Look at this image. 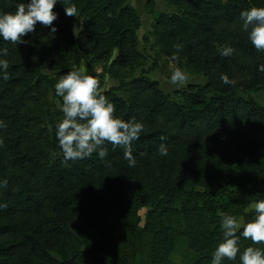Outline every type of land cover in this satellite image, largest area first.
<instances>
[{
  "label": "trees",
  "instance_id": "1",
  "mask_svg": "<svg viewBox=\"0 0 264 264\" xmlns=\"http://www.w3.org/2000/svg\"><path fill=\"white\" fill-rule=\"evenodd\" d=\"M163 1L173 10L159 13L150 30L160 52L175 64L186 61L206 82L172 99L144 72L121 87L125 97L104 89L115 115L144 123L131 168L124 149L109 142L103 160L93 153L65 163L55 136L63 114L47 96L83 55L117 67L138 63L135 7L61 0L53 9L55 33L38 23L26 43L0 39L9 61L8 78L0 72V180L7 181L0 188L7 205L0 208V264H169L180 237L195 253L190 264H211L220 214L244 223L255 215L246 209L264 196V104L253 95L264 90V51L241 30L240 12L264 7V0ZM19 2L0 0V11L14 12ZM73 4L77 16H66L64 7ZM176 44L182 48L173 61ZM225 45L233 55L219 54ZM221 74L234 83H222ZM162 135L167 156L157 151ZM251 244L241 236V251ZM222 264H240L239 254Z\"/></svg>",
  "mask_w": 264,
  "mask_h": 264
},
{
  "label": "clouds",
  "instance_id": "2",
  "mask_svg": "<svg viewBox=\"0 0 264 264\" xmlns=\"http://www.w3.org/2000/svg\"><path fill=\"white\" fill-rule=\"evenodd\" d=\"M61 0H20L14 12L0 11V39L14 45L26 43L24 37L35 31V26L49 27L51 32H56L53 21L58 13L54 6ZM66 16H77V8L73 4L64 7ZM242 21L241 30L247 33L248 39L258 51H264V7L252 6L240 12ZM176 52L171 59L178 61V53L182 45L176 44ZM221 56H231L234 48L225 45L218 49ZM7 48H0V72L5 73L9 61ZM258 71H264V64L258 66ZM189 77L180 67H176L170 74L169 80L177 86H184ZM220 80L224 84H233L234 81L227 74H221ZM55 96L60 97L58 107L63 114L61 121L55 125V136L58 140L63 161L83 160L90 158L95 153L101 160L107 154L106 142L113 148L117 146L124 149L123 157L128 167H135L137 160L132 152V143L140 139L144 131V123L135 118L123 119L115 115L116 109L104 90L100 81L94 74H89L85 67L73 68L61 76L54 85ZM5 125L0 121V129ZM162 135L157 151L160 156H167L168 148ZM3 143L0 138V144ZM7 181L0 180V188L6 187ZM5 203H0V208H5ZM255 215L244 223L236 215L221 213L220 229L222 238L212 252L211 264H222L227 258L235 260L239 254L240 264H264V248L255 247L264 243V196L257 199L253 205ZM242 229V231H241ZM250 239L252 244L241 251L240 239Z\"/></svg>",
  "mask_w": 264,
  "mask_h": 264
},
{
  "label": "rangeland",
  "instance_id": "3",
  "mask_svg": "<svg viewBox=\"0 0 264 264\" xmlns=\"http://www.w3.org/2000/svg\"><path fill=\"white\" fill-rule=\"evenodd\" d=\"M141 14V27L139 31V42L137 45L138 51L141 53L139 61L133 67H117L111 64V59L104 62L90 63V56L83 55L81 63L78 67L83 66L89 74H94L100 81V87L104 90L107 88H116L117 94L125 97V87L134 77L139 76L141 73H146L151 79L158 81L161 89L171 99L178 96V92L185 89L189 84H203L206 82V77L199 71L190 67L186 61L182 60L180 64H175L170 59L160 52L156 39L150 32L151 25L149 24V18L152 21V15H146L145 12ZM81 28V23H77L75 31ZM76 67V68H78ZM180 67L184 70L189 79L184 86H177L170 82L169 77L171 72ZM48 74H53L51 71L45 70ZM121 88V89H119ZM256 99L264 104V90L259 93L253 94ZM47 100L52 102V108L58 107L57 101H61L60 97H56L51 91ZM59 108V107H58ZM252 204L246 211H250L253 208ZM147 208H141L139 215L141 217V225L144 223ZM243 221L242 218H239ZM195 258V253L187 247V243L184 238L180 237L177 244L170 256L169 264H190Z\"/></svg>",
  "mask_w": 264,
  "mask_h": 264
},
{
  "label": "crops",
  "instance_id": "4",
  "mask_svg": "<svg viewBox=\"0 0 264 264\" xmlns=\"http://www.w3.org/2000/svg\"><path fill=\"white\" fill-rule=\"evenodd\" d=\"M148 0H126V3L128 5H131L133 7H135L139 14L145 12V14L148 15H152V21L149 18V24L152 25L155 17L159 14V13H170L173 8L172 6L168 5L166 2H164L163 0H151L152 3L150 4V7L146 6ZM151 8V9H149ZM141 16V14H140ZM142 28L139 29V31Z\"/></svg>",
  "mask_w": 264,
  "mask_h": 264
}]
</instances>
